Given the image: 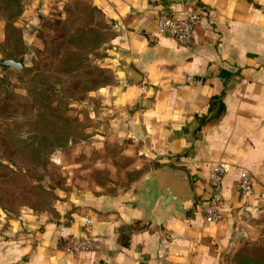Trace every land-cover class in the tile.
Returning a JSON list of instances; mask_svg holds the SVG:
<instances>
[{
	"label": "crops",
	"instance_id": "0c3cea01",
	"mask_svg": "<svg viewBox=\"0 0 264 264\" xmlns=\"http://www.w3.org/2000/svg\"><path fill=\"white\" fill-rule=\"evenodd\" d=\"M100 2L116 31L113 90L132 124L152 144L156 161L189 171L201 201L212 194L211 167L224 164L229 221L207 222L197 210L172 219L167 237L164 228L141 223L142 211L130 205L136 194L88 195L58 222L34 220L42 230L0 237V264H216L220 253L210 252L206 238L222 248L234 220L248 234L240 214L259 216L264 206V0ZM166 5L201 8L189 46L157 34L155 17ZM244 174L253 195L238 191ZM75 239L86 249L69 253Z\"/></svg>",
	"mask_w": 264,
	"mask_h": 264
},
{
	"label": "rangeland",
	"instance_id": "374dc122",
	"mask_svg": "<svg viewBox=\"0 0 264 264\" xmlns=\"http://www.w3.org/2000/svg\"><path fill=\"white\" fill-rule=\"evenodd\" d=\"M100 1L0 0V58L24 65L0 67V237L42 230L33 222L88 195L125 197L162 164L114 93L116 31ZM260 209L222 248L206 238L216 264H264Z\"/></svg>",
	"mask_w": 264,
	"mask_h": 264
},
{
	"label": "water",
	"instance_id": "95a60500",
	"mask_svg": "<svg viewBox=\"0 0 264 264\" xmlns=\"http://www.w3.org/2000/svg\"><path fill=\"white\" fill-rule=\"evenodd\" d=\"M4 70L20 71L24 65L12 58H0ZM138 196L130 205L143 213L141 223L150 229L162 227L167 237L168 225L174 218H183L197 212L196 193L191 175L186 168L163 164L147 174L140 185L134 188Z\"/></svg>",
	"mask_w": 264,
	"mask_h": 264
},
{
	"label": "built area",
	"instance_id": "2783aa9c",
	"mask_svg": "<svg viewBox=\"0 0 264 264\" xmlns=\"http://www.w3.org/2000/svg\"><path fill=\"white\" fill-rule=\"evenodd\" d=\"M201 8L188 6L184 9L174 5L162 6L155 17L157 34L170 37L182 46L192 44L196 29L201 19ZM226 168L224 164H215L210 169L211 197L207 201L199 202L197 210L207 222L224 220V181ZM238 191L243 195H253L254 187L249 175L244 174L238 181ZM86 249V243L78 239L73 240L67 248L69 253H78Z\"/></svg>",
	"mask_w": 264,
	"mask_h": 264
},
{
	"label": "trees",
	"instance_id": "16d2710c",
	"mask_svg": "<svg viewBox=\"0 0 264 264\" xmlns=\"http://www.w3.org/2000/svg\"><path fill=\"white\" fill-rule=\"evenodd\" d=\"M162 164H158L156 168L160 167ZM172 165H175V166H178V167H182L180 165H177V164H172ZM134 189L130 190L129 193L131 195H134V192H133ZM121 239H122V244L124 246H126L130 240V237H129V234L127 232H125L124 230L121 232Z\"/></svg>",
	"mask_w": 264,
	"mask_h": 264
}]
</instances>
